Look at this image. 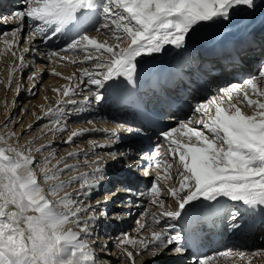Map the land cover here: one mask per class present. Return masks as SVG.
I'll use <instances>...</instances> for the list:
<instances>
[{"label":"snow or ice","instance_id":"6c2138e0","mask_svg":"<svg viewBox=\"0 0 264 264\" xmlns=\"http://www.w3.org/2000/svg\"><path fill=\"white\" fill-rule=\"evenodd\" d=\"M23 3L26 7L17 10L14 17L21 25L26 17L34 32L45 40L50 41L61 33L75 32L78 39H71L63 51L83 50L88 53L79 62L91 63L92 67L80 70L81 82L86 81L98 88L118 79L135 87L140 75L139 58L160 53L166 45L183 49L189 42L195 43L193 34L200 25L230 22L239 9L256 7V0H23ZM101 20L103 23L96 30H109L116 43L99 42L87 35V29L95 28ZM20 30L13 32L14 38ZM13 42L4 41L9 48ZM12 54L16 55L15 52ZM57 55V52L49 53V57ZM20 60L23 62V56ZM66 79L70 83L63 87L62 99L57 100L58 116L63 115L62 104L78 103L68 99L75 94V88L71 85L72 77ZM262 85L264 64L260 66L259 75L245 79L243 86L232 84L227 89L220 88V95L197 104L194 111L200 119H190L180 125L187 140L174 136L178 131L175 128L161 132L168 145L167 155L178 162V184L166 189L175 203V210L171 206L165 207L161 198L164 189L157 172L156 179L141 195L148 197L150 205L162 209L159 213H151L147 208L144 210L145 216L158 230L150 231V238L134 239L125 234L120 241L121 245L137 248L135 254L123 249L131 264H135V255L149 248L153 249V257L165 252L179 257L186 251L183 235L179 232L170 234L167 230L175 228V224L159 227L164 217L178 221L189 213V219L194 220L192 213L205 207L213 210L221 198L240 203L249 211L259 208L264 213ZM53 91L60 94L61 90ZM233 93L237 97L242 94V98L234 103ZM102 98L99 92L94 94L97 102ZM84 100L88 101L89 97L84 96ZM245 104L252 110L251 114L242 110L241 106ZM52 113L53 109L49 108L47 114ZM193 123L197 126H190ZM54 127L60 128L59 118ZM80 134L73 131L65 143H70ZM150 154L154 166L160 168V145L157 144ZM77 155L69 152L51 167H48L49 157L44 158V166L39 171L46 181H56L46 191L33 170L36 161L31 149L25 152L12 145L0 146V264H95V252L87 240L81 239L82 234H91L90 221L96 220L95 211L80 219L81 213H87L92 206L81 207L77 200L71 199L73 193L57 195L58 189L82 180L74 194L77 197L90 196L104 179L103 168L95 167L91 172L74 175L67 181L58 180L61 172L81 167L80 163H64L63 168L59 167L63 160ZM89 163L84 161L85 165ZM95 163L98 164L99 160ZM172 167V164L165 163L164 179L172 178ZM126 192L129 196L134 195L131 187H126ZM49 193L55 197L54 200L48 198ZM100 203L102 201H97V205ZM231 219L233 222L236 219L234 211ZM137 224L138 231L149 226L147 222L137 221ZM68 225H75L79 231ZM231 253L232 250L228 249L211 256L201 255L197 264H212L215 257H227ZM236 255L245 257L244 252Z\"/></svg>","mask_w":264,"mask_h":264},{"label":"bare ground","instance_id":"6f19581e","mask_svg":"<svg viewBox=\"0 0 264 264\" xmlns=\"http://www.w3.org/2000/svg\"><path fill=\"white\" fill-rule=\"evenodd\" d=\"M5 3L6 0H0V10L5 8ZM22 4L23 2L21 1H15L11 6H21ZM257 23L264 24V0H256L255 9H239L233 14L230 22L200 25L193 34L195 43L189 42L183 49H176L173 46L166 45L160 53L139 58L140 73L148 72L162 64V66L171 64V70L176 72L174 79L162 85L167 94L170 93L174 99L176 98V101L184 103L177 105L171 97L169 102L162 99L158 101L162 106L161 116L157 119L160 123V130L155 127H143L141 120L137 116L135 117L136 114L131 107L132 102L129 99L121 103H118V101L115 103L106 96V86L98 88L95 85H88L86 81L84 83L81 82L80 70L92 67L91 63L79 62L88 53L83 50L63 51L67 44L71 42V39H78L75 33L67 32L62 37L56 36L47 41L43 36L34 32V28L30 26L29 22L25 27L21 25V22L14 24L18 26L16 29H29L24 39L25 43L18 46V54L13 66H5L3 57L16 44L21 30L15 38L13 37L10 40L14 41L10 48L5 43L0 45V105L2 103V91L7 86L9 79H11V83L14 82L11 90L12 94L6 106L3 107V114L0 116V123L2 122L0 126H2L4 121L9 120V118L5 120L7 113H11V115L15 113L11 121V124H13L18 118L16 117L17 108L22 105L19 104V101L22 97L29 98L33 96L32 91L35 87L29 93L27 91L22 92L24 87H22L21 81L17 82L20 72L24 73L32 69V72H29L28 81H30L28 87L31 83L38 81V79L42 86L39 97L33 100L30 99V108L28 110L30 112L28 114L24 110L25 105H22L21 110L24 112L25 121L22 125L21 123L19 124L16 132L13 131L12 134V132L8 131V134H12L8 135L3 133L5 130L4 126L0 127V137H3V141H0V146L12 145L17 148L18 145L14 142L17 132L24 129L23 133L27 132L26 134H28L33 126H39L44 123V125H41V130L37 131L33 137L30 135L31 133L29 134L28 141L24 143L26 146L23 151L27 152L31 149V155L36 161L33 165V170L37 174L39 184L46 191L49 185L56 183V181H46L43 173L39 171L44 166L45 157H49L48 167H51L56 164L55 162L66 157L69 152L78 153L77 156L63 160L59 167L63 168L64 163H80L81 167L61 172L58 176L60 181H67L70 177L80 173L91 172V169L95 167L103 168L104 179L100 181L90 196L77 197L74 194V190L78 189L80 184L83 183L82 180L73 181L66 187L57 190L58 196H63L65 193H73L71 199L77 200L81 207L92 206L87 213H81L80 219L86 218V215H91L95 211L96 220L90 221L92 225L91 234H82L81 239L89 242L95 252V258L100 259L101 262L96 264H109L110 262L115 264L116 261H119L118 264H131L124 255L123 249L127 248L135 254L137 248L132 245H121L118 240L120 242L125 234L134 239L150 238V231L158 230L152 225L151 219L146 217L144 212L147 208L151 213H159L160 211H156L158 206L150 205L148 197L141 195L150 186L151 182L156 179L157 175L145 178L144 171H141V174L135 178H132L130 174H127L129 176L127 178H125V175L118 176V170L122 169L125 163H131L133 166L138 165L141 169L147 167L144 161L145 158L142 157V160H139V152L140 154L144 153L149 143L152 144L154 149L157 144L160 145L162 157L158 170L160 173V185L164 189L161 198L164 199L166 208L171 206L172 210H175V203L168 196L166 189L178 184L180 179L177 172L178 162L167 155V142L158 131L163 132L175 128L178 131L174 133V136L187 140V136L183 135L185 130L180 127L181 122L187 123L190 119L194 121L200 119V116L194 110L190 113V108L184 107L185 102H190L192 106L206 103L212 96L220 95L218 89H227L232 84L243 86L245 79L259 75L258 66L260 68V63L264 64V36H259L258 33L264 32V25L252 35L233 36L232 40H235L237 44L240 42L238 47H227L233 31H237L241 26L249 28L254 25L252 27L255 28ZM100 25H96L97 28H100ZM97 28H88L87 35L96 38L99 42L116 43L109 30L101 29L97 31ZM225 39L228 40L220 47L214 46L218 42L222 44ZM206 41L205 45L201 44ZM241 41H247L251 45L248 44L246 46V43ZM230 45L232 46V44ZM51 48L55 49L54 52L58 53L57 56L49 57ZM246 50L250 54L245 57V61L244 59H238V55H241ZM234 53H237V56H233ZM20 56H23V62H21ZM74 60L77 62L73 63L72 61ZM250 60H252L251 63H249ZM16 67L18 68L16 69ZM55 73H60V75ZM74 73L75 75L73 76ZM70 76L72 77L71 85L75 88V94L68 99L78 101V103L62 104L61 111L63 115L58 116L56 112L57 100L62 99L63 87L70 83L66 78ZM243 76L245 77L241 79ZM219 77L221 78L219 79ZM208 82L213 83V86H206L209 84ZM219 84H222V86ZM171 85L173 86L170 88L169 86ZM218 85L219 87H217ZM20 89L21 93H19ZM53 89H60V94L53 91ZM97 92L103 97L99 102L94 99V94ZM16 94L17 100L13 103V98ZM84 96H88L89 100L85 101ZM139 96L145 99L142 94H139ZM240 98H242V94L241 97H237L233 93L234 103ZM241 107L247 114L252 113V110L247 108L246 104ZM49 108L53 109L51 115L47 114ZM39 116L41 117L37 119ZM57 118H59L60 128L65 130L61 131L60 128L54 127ZM35 119L37 121L32 122ZM29 124L32 126L26 127ZM190 126L196 127L197 125L193 123ZM199 127L202 129V125ZM129 129H132V131L130 132ZM73 131L81 132V134L73 137L70 143H65ZM36 136L37 138L35 139ZM54 139L57 141H54ZM44 142L46 143L44 144ZM42 146L46 147L42 148ZM41 148L42 150L37 151V149ZM59 148L61 151V154L59 153L60 156L55 153ZM151 151H149V154ZM122 153L128 154L126 161L120 158ZM144 155L142 154V156ZM114 157L118 158L114 159ZM85 160L90 163L85 165ZM97 160H99L98 164L95 163ZM165 163L173 165L171 169L172 178L167 180L164 179L166 175ZM127 184L133 189L134 195L129 196L127 194ZM111 197L113 199L110 202L111 206H109ZM48 198L50 200L55 199L50 193ZM97 201H102V203L97 205ZM201 203L206 204L207 202L201 201ZM233 211L236 214L234 222L231 216L226 218L230 212L232 215ZM191 215L195 216L194 220L189 219V213H185L184 218L178 221H171L164 217L159 225V227H166L167 224H175V228L167 229L170 234L179 232L184 235V232L187 233L186 237H184L186 251L183 254L189 253L191 259L180 261L178 264H194L195 259H199L201 255H207L211 250H216L219 253V249H221L220 252L231 249L232 253L227 257H215L212 264H264V213L259 208L255 211H249L240 203L221 198L219 203L215 204L213 210L205 207ZM133 218H136V221L133 223V228H129L130 220ZM137 221L147 222L149 226L138 231ZM68 227H71L74 231H79L75 225H68ZM115 242L118 244L115 245ZM111 243L115 245L112 253L107 250L112 245ZM152 251L153 249L149 248L142 251L139 255H135V264H175V261L170 259L172 256L168 252L163 254L162 259H158L157 256H151ZM238 252H244L245 257L241 258L236 255ZM254 253L257 255H253ZM117 254L119 255L116 258Z\"/></svg>","mask_w":264,"mask_h":264},{"label":"rangeland","instance_id":"374dc122","mask_svg":"<svg viewBox=\"0 0 264 264\" xmlns=\"http://www.w3.org/2000/svg\"><path fill=\"white\" fill-rule=\"evenodd\" d=\"M5 1V0H4ZM18 2V1H21V2H23V0H6V3H5V8L4 9H2V10H0V45H2V44H4V41L5 40H8V41H10V40H12L13 39V35H12V32L13 31H15L16 30V28L18 27V26H16V25H14V24H18V23H20V21L17 19V18H15L14 17V13L17 11V10H23L26 6L24 5V3L21 5V6H11V4L13 5V3L14 2ZM27 23H28V21H27V18L25 17V19H24V21L22 22V26H26L27 25ZM103 22H102V20L100 21V23L99 24H97V25H100V24H102ZM260 25V26H259ZM263 23H257V25H255V28L254 27H252V26H254V25H252V26H250L249 28L247 27V28H245V26H241V28H239V29H241V30H239V29H237V31H233L232 32V34H231V37L232 36H238V37H241V36H248V35H252V34H254V32L256 31V30H258V28H262L263 27ZM257 26V27H256ZM95 28H97V26L95 27ZM94 28V29H95ZM29 29V28H28ZM28 29L26 28V29H22L21 31H20V35H19V39L16 41V44L12 47V49H10V50H8V52H6L5 53V56L3 57V63H4V65L5 66H7V65H9L10 67L11 66H13V64L16 62V58H17V54H18V52H17V50H18V46H21V44H23V43H25V37H26V34H27V32H28ZM263 36H264V34H262ZM262 35H260V36H262ZM21 39H22V41H21ZM228 39H225L224 40V42L221 44V42H218L216 45H214V46H216V47H220L221 45H223L226 41H227ZM207 43V41L205 42V43H201V44H203V45H205ZM213 46V45H212ZM27 47H28V45H27ZM28 49H29V47H28ZM28 49H27V51H28ZM50 52H54L55 51V49L54 48H51L50 50H49ZM13 52H15L16 53V55L14 56L12 53ZM35 52V51H34ZM37 53V52H36ZM248 54H250L249 53V51L248 50H246L244 53H242L241 55H240V58L243 60L244 59V61H245V57H247V55ZM262 62V61H261ZM260 64H262V63H260ZM3 65V66H4ZM249 66V65H248ZM18 67H16V69H17ZM16 69H15V71H16ZM259 66H258V71H259ZM32 69H30L28 72H20L19 73V77H18V80H17V82H19V81H21V84H22V87H24V89L22 88V92L24 91H27L28 93H29V91L31 90V89H33V87H35L34 88V90L32 91V94H33V96L32 97H22V99L19 101V104H22V105H25V107H24V110L25 111H27L26 112V114H28L30 111H28L29 110V106H30V101L31 100H33V99H37L38 97H39V94H40V89H41V86H42V84L41 83H39L40 82V80L38 79V81H36V82H33V83H31V85L28 87V84H29V81H28V78H29V72H32L31 71ZM22 73V74H21ZM245 76H243L241 79H243ZM221 77H219V79H220ZM209 83V84H208ZM207 84L208 85H206V86H213V83H211V82H208ZM13 84H14V82L13 83H11V79H9V81H8V83H7V86L5 87V89H4V91H2V103H1V105H0V116H1V114H3L2 112H3V107L4 106H6V103H7V101H8V99H9V97H10V95L12 94V92H11V90H12V86H13ZM11 85V86H10ZM220 86H222V84H219ZM219 85L217 86V87H219ZM206 86H204V87H206ZM204 91V90H203ZM19 93H21V89H20V92ZM203 93V92H202ZM205 93V92H204ZM31 99V100H30ZM15 100H17V94L14 96V98H13V103H14V101ZM22 105H20V106H18V108H17V115H16V117H18L17 118V120L16 121H14L13 122V124H11V121H12V119L14 118V115H15V113L13 114V115H11V113H7L6 114V117H5V120H7L8 118H9V120H7V121H4V123L2 124V126H0V127H3L4 126V131H3V133H7L8 131L9 132H12V134H13V131L14 132H16V130H17V128H18V126H19V124L21 123V125H22V123H24V121H25V117H23V113L24 112H22V110H21V108H22ZM32 105V104H31ZM185 106L184 107H186V108H190V113L192 112V110H194L195 109V107L196 106H192L191 105V103L190 102H185V104H184ZM11 116V117H10ZM23 117V118H22ZM41 116H39L37 119H39ZM37 119H35V120H32V122H35V121H37ZM2 123V122H1ZM1 123H0V125H1ZM31 124H33V123H31ZM31 124H29V125H27L26 127H29ZM41 125H44V123H42V124H40L39 126H37V125H35V126H33V128H32V130H31V132H28V134H26L27 132H24L23 133V130L24 129H22V130H20L19 132H17V135H16V137H15V139H14V142L15 143H17V148L18 149H20V150H24L25 149V146L26 145H24V143H25V141L27 142L28 141V138H29V134L33 137L34 135H35V133H37V131H40L41 130V128H42V126ZM177 125V124H176ZM24 126V125H23ZM32 126V125H31ZM30 126V127H31ZM33 133V134H32ZM8 134V133H7ZM12 134H8V135H12ZM37 138V136L35 137V139ZM54 141H57V140H55L54 139ZM32 142V141H31ZM46 142H44V144H45ZM43 144V143H42ZM41 144V145H42ZM23 146V147H22ZM65 148H66V146H65ZM56 155L57 154H61V151H60V148L59 149H57L56 150ZM60 154H59V156H60ZM56 163V162H55ZM53 165H55V164H53ZM121 167V166H120ZM156 211H162V209H160L159 207H156ZM231 216V212H230V214H228L227 216H226V218L228 217H230ZM135 221H136V218H133V219H131L130 220V223H129V225H130V227L129 228H133V226H134V224L133 223H135ZM132 223V224H131ZM113 241V240H112ZM118 243H120L119 242V240H118ZM117 242H115V245H117L118 244ZM112 245H110V248L109 249H107V250H109L110 251V253H112L113 251V249H114V247H115V245H113V243H111ZM96 246V245H95ZM221 251V249H219L218 250V252H220ZM116 252V251H115ZM215 253H217V251L216 250H211L207 255H209V256H211V255H213V254H215ZM118 255L119 254H117L116 255V258L118 257ZM162 257H163V255H161V259H162ZM173 257V256H172ZM172 257H170V258H172ZM193 257V256H192ZM157 259V258H156ZM172 259H175L174 261H175V264H178L180 261H183V260H187V259H191V255L188 253V254H182L181 256H179V257H176V256H174ZM197 262H198V259H195V262H194V264H197ZM119 263V261H116V263L115 264H118ZM109 264H111V262L109 263Z\"/></svg>","mask_w":264,"mask_h":264}]
</instances>
